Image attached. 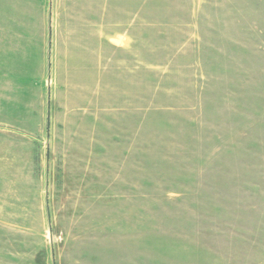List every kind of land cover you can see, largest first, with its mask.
Here are the masks:
<instances>
[{
    "label": "rangeland",
    "instance_id": "374dc122",
    "mask_svg": "<svg viewBox=\"0 0 264 264\" xmlns=\"http://www.w3.org/2000/svg\"><path fill=\"white\" fill-rule=\"evenodd\" d=\"M0 264H264V0H0Z\"/></svg>",
    "mask_w": 264,
    "mask_h": 264
},
{
    "label": "water",
    "instance_id": "95a60500",
    "mask_svg": "<svg viewBox=\"0 0 264 264\" xmlns=\"http://www.w3.org/2000/svg\"><path fill=\"white\" fill-rule=\"evenodd\" d=\"M50 3H51V0H50ZM52 13V9L50 7V14ZM50 20H51V15H50ZM50 25H51V21H50ZM49 52H51V47L49 48ZM49 63H50V59H49ZM48 83H49V87H50V84H51V78H50V66H49V79H48ZM50 90V88H49ZM49 124V123H48ZM50 236H51V240L53 239V233L52 231H50Z\"/></svg>",
    "mask_w": 264,
    "mask_h": 264
},
{
    "label": "crops",
    "instance_id": "0c3cea01",
    "mask_svg": "<svg viewBox=\"0 0 264 264\" xmlns=\"http://www.w3.org/2000/svg\"><path fill=\"white\" fill-rule=\"evenodd\" d=\"M129 202V201H128Z\"/></svg>",
    "mask_w": 264,
    "mask_h": 264
}]
</instances>
